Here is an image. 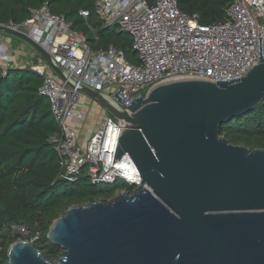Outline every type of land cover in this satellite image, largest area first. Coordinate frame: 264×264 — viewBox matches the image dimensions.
Instances as JSON below:
<instances>
[{
  "label": "water",
  "instance_id": "obj_1",
  "mask_svg": "<svg viewBox=\"0 0 264 264\" xmlns=\"http://www.w3.org/2000/svg\"><path fill=\"white\" fill-rule=\"evenodd\" d=\"M1 30L28 41L66 80L28 36ZM77 88L119 120L114 162L128 155L141 183L112 200L72 206L56 219L48 233L60 249L55 261L35 244L16 241L9 264H264V149L220 136L224 123L264 101L261 38L259 64L243 78L175 79L129 107L119 96L123 88L112 97Z\"/></svg>",
  "mask_w": 264,
  "mask_h": 264
},
{
  "label": "built area",
  "instance_id": "obj_2",
  "mask_svg": "<svg viewBox=\"0 0 264 264\" xmlns=\"http://www.w3.org/2000/svg\"><path fill=\"white\" fill-rule=\"evenodd\" d=\"M95 5L96 16L105 28H117L131 36L132 50L139 57L137 64L114 45L92 50L88 37L73 30L63 15L51 13L45 3L31 10L21 23H0V66L5 71L12 68L7 45L13 35L1 30L8 29L28 36L66 76V80L60 77L48 62L30 67L43 80L39 94L49 101L59 126L50 143L63 179L76 182L83 167L89 165L93 184L123 179L137 188L141 177L131 158L125 155L114 162L123 130L118 119L103 109L101 127L81 143L77 124L88 121L90 110L81 102L84 95L77 87L111 97L123 88L119 96L129 107L155 86L175 79L228 82L243 78L259 64L260 38L264 58V0H230L225 19L209 25L203 24L198 14L182 12L176 0H156L155 6L148 0H96ZM80 15L95 35L90 12L82 10ZM70 82L77 87L72 88ZM9 230L18 236L17 241L36 244L42 239L40 230L24 223H12Z\"/></svg>",
  "mask_w": 264,
  "mask_h": 264
},
{
  "label": "trees",
  "instance_id": "obj_3",
  "mask_svg": "<svg viewBox=\"0 0 264 264\" xmlns=\"http://www.w3.org/2000/svg\"><path fill=\"white\" fill-rule=\"evenodd\" d=\"M176 2L182 12L198 14L201 22L209 25L225 19L230 0ZM45 3L51 13L63 15L73 30L83 32L92 50L114 45L130 62H139L131 36L117 28H105L97 18L96 0H0V23H21L31 10ZM82 10L90 12L95 35L80 15ZM42 81L29 67L7 71L0 67V264H9V247L18 240L9 230L10 224L24 223L40 230L42 239L35 246L53 260L60 249L49 241V229L70 207L109 200L122 191L137 189L123 179L113 184H93L89 165L83 167L76 182L62 178L59 159L50 143L59 126L49 101L39 94ZM220 136L236 146L264 149V101L254 111L224 123Z\"/></svg>",
  "mask_w": 264,
  "mask_h": 264
},
{
  "label": "rangeland",
  "instance_id": "obj_4",
  "mask_svg": "<svg viewBox=\"0 0 264 264\" xmlns=\"http://www.w3.org/2000/svg\"><path fill=\"white\" fill-rule=\"evenodd\" d=\"M18 40V39H16ZM20 43L24 44V49L29 52L31 54V58H32V62L36 63V64H44L45 62H47L42 56H40V54L37 52V50L26 40L21 39L18 40ZM81 102L84 104V106H86V109L90 110V114H89V119L88 121H91L90 126L88 124H86V122H84V129L83 132L81 133L83 137H85V140H88L89 135H91V132L95 133L99 130V128L101 127V113L104 111L100 106H98L96 103H94L91 99L87 98V97H81ZM87 121V123H88ZM113 199V198H112ZM109 199V200H112ZM76 206V205H75ZM55 259L51 260V261H55Z\"/></svg>",
  "mask_w": 264,
  "mask_h": 264
},
{
  "label": "crops",
  "instance_id": "obj_5",
  "mask_svg": "<svg viewBox=\"0 0 264 264\" xmlns=\"http://www.w3.org/2000/svg\"><path fill=\"white\" fill-rule=\"evenodd\" d=\"M1 35L2 34L0 33V38H1ZM11 39H12V42L7 45L8 46L7 52H8L9 58H10V63L12 65L11 67L12 68H18V69H25L27 67L30 68L31 65L34 63V62H32L31 54L24 49V44L20 43L18 41V40H20V38L18 40H16L17 38H14V36H11ZM91 121H92V119L90 121H88V123L86 121L85 125L88 126V124L91 123ZM89 126H90V124H89ZM77 127L79 128L80 133H82L84 130V129H82V128H84V122L78 123ZM83 136H81V143L82 144H84L83 142L85 141V137H83Z\"/></svg>",
  "mask_w": 264,
  "mask_h": 264
}]
</instances>
